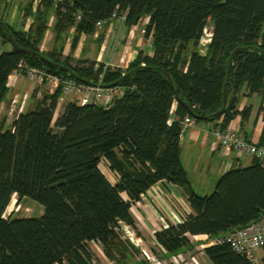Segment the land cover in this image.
I'll return each mask as SVG.
<instances>
[{
    "label": "trees",
    "instance_id": "16d2710c",
    "mask_svg": "<svg viewBox=\"0 0 264 264\" xmlns=\"http://www.w3.org/2000/svg\"><path fill=\"white\" fill-rule=\"evenodd\" d=\"M52 11L56 45L44 52ZM115 11L126 13L128 27L149 18L152 56L141 52L121 68L64 55L73 27L72 52L81 34H94L97 23L111 21ZM28 18L25 29L0 12V38L13 46L0 53V108L10 75L22 67L106 87L127 76L116 85L122 95L109 105L69 100L55 119L60 87L10 127L0 126V264H98L92 241L116 264H129L136 248L122 238L121 222L134 226L132 206L164 181L184 187L193 209L182 222L156 232L168 255L193 249L191 236H223L264 216L260 159L231 168L213 193L203 196L193 189L180 157L186 116L219 121L224 129L238 113L245 120L252 112V106L238 110L244 87L264 99V0H28L24 22ZM209 24L212 36L203 54L199 47ZM224 89L226 107L218 114ZM260 111L264 120V101ZM103 162L115 182L102 170ZM14 195L18 202L32 198L42 204L43 215L6 216ZM203 252L205 264H264V256L254 263L229 243L208 245Z\"/></svg>",
    "mask_w": 264,
    "mask_h": 264
},
{
    "label": "crops",
    "instance_id": "0c3cea01",
    "mask_svg": "<svg viewBox=\"0 0 264 264\" xmlns=\"http://www.w3.org/2000/svg\"><path fill=\"white\" fill-rule=\"evenodd\" d=\"M2 3L0 0V12L8 18L6 19L11 24L17 27L24 26L25 29L29 28L30 18L26 19L25 23L23 22L24 24L15 20V15H19L20 8H17L19 6L10 7L7 4L1 6ZM35 3L37 4V1ZM20 15L23 18V12ZM55 21L56 15L52 11L48 23L49 27L41 44V50L44 52L52 50L56 45V36L53 32ZM148 21L149 18L146 17L132 27H128L125 22L119 19L104 22L101 26L97 25L94 34H81L78 45L72 52L71 42L75 35V27H73L69 32L63 53L64 55L72 54L77 60H96L105 63L106 66L126 68L141 52L148 56L153 54V37L144 35L141 32ZM209 43L210 41L202 42L201 40L199 51L205 54ZM28 80L33 81L34 85L30 84ZM7 86L8 91L0 108V126L4 125L6 128L12 125L20 113L33 108L36 102L41 100L46 93H51L48 86L39 87L35 80L18 73L10 75ZM66 98L67 101H82L79 93L73 95L72 98L70 96H66ZM19 99L22 101L21 103ZM263 101L262 95L249 94L248 89L244 87L238 101V110L242 111L245 107L252 106V112L249 118L245 120L242 118L241 113H238L227 127L239 130L248 140L259 142L264 128L263 114L260 111ZM177 106L178 102L175 101L173 112H175ZM218 124H220L219 121L196 122L181 135L180 157L182 164L193 189L203 196L213 193L219 179L231 168L248 166L253 160L252 157L240 156L236 153H225L220 139L214 133L215 128L219 126ZM112 173L115 175L114 172ZM14 196L17 199V196ZM25 199L27 198H23L21 202ZM192 213L193 209L189 194L184 187L164 181L154 185L142 196L140 201L132 206L135 225L121 222V226L122 228H133L145 246L149 248L148 245L153 244L160 251V258L168 259L171 255H168L166 249L156 241V232L170 224L182 222L187 215ZM206 237V234L191 236L194 248L202 247L204 249L207 247V242H201ZM122 238L127 240L124 236ZM199 241L201 243L197 244ZM88 245L98 258V264H116L114 260L107 256L100 243L92 241ZM135 248L136 251L139 249V255L134 252L135 250H132L129 264H141L142 262L141 250L136 246ZM191 249L189 246L184 248L183 251L177 254L178 257L182 259L185 253ZM202 254L205 256L204 252ZM205 263H208L206 256Z\"/></svg>",
    "mask_w": 264,
    "mask_h": 264
},
{
    "label": "built area",
    "instance_id": "2783aa9c",
    "mask_svg": "<svg viewBox=\"0 0 264 264\" xmlns=\"http://www.w3.org/2000/svg\"><path fill=\"white\" fill-rule=\"evenodd\" d=\"M11 1V0H8ZM78 20L81 18L78 15ZM119 19L122 22L126 19V13L120 14L115 11L111 20ZM104 22H98L97 25L101 26ZM142 34H147L146 27L141 30ZM152 36V35H151ZM212 32L208 33L207 29L205 35L201 39L202 42L211 41ZM26 71L23 67L14 70L13 73H18L22 76L35 80L39 87L48 86L51 93L55 92L60 87L62 88V96L59 98V105L66 99V96L74 93H80L82 102L84 103H99L109 105L113 100L122 95V89L117 86H103L97 84H78L72 79H65L61 76L48 73L36 67L27 66ZM196 124V120L191 116H186L181 121L182 134L187 128ZM215 135L220 139L222 149L226 154L236 153L240 156H248L258 158L264 164V142L261 143L246 139L239 130L227 127H216L214 130ZM168 227V226H166ZM165 227V228H166ZM125 235L136 245L141 246V253L149 264H201L196 255L191 254L189 257L180 259L177 254L171 255L168 259H161L155 253L147 250V246L142 244V240L138 237L134 229L130 227L123 228ZM208 241V245H215L221 243H229L235 251L246 255L252 262L260 263L264 256V216L249 225L234 229L227 234L219 237L210 238L208 235L204 241ZM198 250L203 252V248L197 247ZM258 252V253H257Z\"/></svg>",
    "mask_w": 264,
    "mask_h": 264
},
{
    "label": "rangeland",
    "instance_id": "374dc122",
    "mask_svg": "<svg viewBox=\"0 0 264 264\" xmlns=\"http://www.w3.org/2000/svg\"><path fill=\"white\" fill-rule=\"evenodd\" d=\"M3 3L1 4V6L3 5V6H5L4 4H7L8 6H10V7H16V6H19V7H17V8H20L19 9V11H18V13H19V15H15V20H18V22L19 23H21V24H23V22H24V20H23V18H21V15H20V13L21 12H23L24 11V9H25V6H26V4H27V2H28V0H12V1H8V0H1ZM37 4L35 3V6H36ZM16 14H17V12H16ZM3 15V14H2ZM4 17H5V15H3ZM8 17H9V15H8ZM5 18H7V17H5ZM8 19V18H7ZM31 20V19H30ZM25 23V22H24ZM212 31V26H211V24H209L208 25V27H207V32L208 33H210ZM264 32V23H263V26H262V33ZM12 48H13V46H12V44L11 43H3V41H2V39L0 38V53L1 52H3V51H10V50H12ZM28 78V77H27ZM28 82H30V84H32V85H34V82L33 81H29L28 80ZM76 93H74V94H72V95H69L71 98H72V96L73 95H75ZM80 94V93H79ZM76 96H78V95H76ZM76 98V97H75ZM67 99V98H66ZM64 100V101H62L61 103H60V107L58 108V110H57V112H56V115H55V119L57 118V116L59 115V113L62 111V109H63V107H64V105L67 103V100ZM19 102L21 103L22 101L19 99ZM101 168H102V170L105 172V174H107L108 176H109V178L112 180V181H116V176L109 170V168H108V166L106 165V163L105 162H103L102 164H101ZM43 213H44V207H43V205L42 204H40V203H38L37 201H35L34 199H32V198H27V199H25V201H23V202H21V203H18V201H17V199H16V197L14 196L13 197V201H12V203H11V205L9 206V208H8V211H7V213H6V216H9V215H12V216H15V217H39V216H41V215H43ZM130 229L132 230L133 228H131L130 227ZM136 232V231H135ZM122 233H123V236L127 239V240H129V241H131L126 235H125V233H124V230H123V228H122ZM137 233V232H136ZM132 242V241H131ZM201 242H203V243H206V242H208L207 240L206 241H201ZM200 241L199 242H197V244H199V243H201ZM143 244V243H142ZM137 248H140V250H141V246H139V245H136V244H134ZM144 245V244H143ZM149 246V248L148 247H146L147 248V250H149V251H151V252H153V253H155L157 256H159L160 257V255H161V253H160V251H158L154 246H153V244H149L148 245ZM92 251V250H91ZM135 253L137 252V254L139 255V249L136 251H134ZM258 253V252H257ZM191 254H193V255H196L197 256V258H198V260H199V262L201 263V264H205V256L201 253V251L200 250H198L197 248H193V249H191L189 252H187V253H185V255L182 257V258H184V257H187V258H190L189 256L191 255ZM116 258H119V256H117ZM97 260H98V258H96ZM111 259V258H110ZM112 260H114V259H112ZM114 261H116V260H114ZM141 264H149V262H147L146 260H145V258H144V256L142 255L141 256ZM98 263H99V261H98Z\"/></svg>",
    "mask_w": 264,
    "mask_h": 264
},
{
    "label": "water",
    "instance_id": "95a60500",
    "mask_svg": "<svg viewBox=\"0 0 264 264\" xmlns=\"http://www.w3.org/2000/svg\"><path fill=\"white\" fill-rule=\"evenodd\" d=\"M10 39L14 42V39H13L12 35H10ZM25 51H27V50H25ZM29 52H31V51H29ZM41 56H42V55H41ZM42 58H43L45 61L50 62L49 59H47V58H45V57H43V56H42ZM231 61H232V57L230 58V63H231ZM56 65L63 67V66L60 65V64H56ZM130 73H131V72H130ZM130 73H129V74H130ZM165 74H166V76L168 77V79L170 80V82L173 84V80H172L170 74H169L167 71H165ZM229 75H230V68H229V70H228V76H227L228 78H227V80L229 79ZM126 76H127V74L124 75V77H123L122 79H120V80H118L117 82H115V83L113 84V86L118 85V84H119V83H120V82H121ZM226 102H227V98H226V92H225V89H224V106H223V108L218 112V114H222V113L224 112L225 107H226ZM213 116H214V115H213Z\"/></svg>",
    "mask_w": 264,
    "mask_h": 264
},
{
    "label": "bare ground",
    "instance_id": "6f19581e",
    "mask_svg": "<svg viewBox=\"0 0 264 264\" xmlns=\"http://www.w3.org/2000/svg\"><path fill=\"white\" fill-rule=\"evenodd\" d=\"M206 31V30H205Z\"/></svg>",
    "mask_w": 264,
    "mask_h": 264
}]
</instances>
